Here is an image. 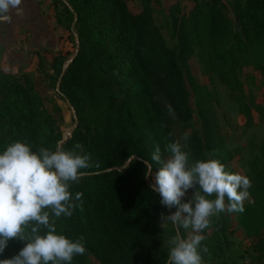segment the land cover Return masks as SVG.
<instances>
[{
    "label": "trees",
    "instance_id": "1",
    "mask_svg": "<svg viewBox=\"0 0 264 264\" xmlns=\"http://www.w3.org/2000/svg\"><path fill=\"white\" fill-rule=\"evenodd\" d=\"M48 1L55 24L69 33L75 49L70 62L61 54L54 56L52 74L47 75L75 115V127L63 147L79 144L77 151L90 156V166L81 170L79 183L70 189L82 193V207L57 223L58 232L84 238L87 251L74 257L72 264H88L90 256L100 264H168L169 246L157 216L169 209L152 191L145 161L154 172L155 146L167 158L165 145L176 141L172 123L193 118L186 85L190 58H198L235 98L241 95L237 77L241 67L264 77V0L231 1L239 30L233 29L221 0H194L183 13L176 6L170 14L173 48L166 46L154 25L149 0H142L138 13L130 10L127 0ZM36 57L37 69L44 72V55ZM202 93L195 89L202 130L188 139L190 162L209 156L224 165L204 110L207 94ZM241 109L247 117L246 108ZM61 118L57 105L42 99L26 75L0 70V146L19 139L34 148L54 150L62 141L57 126ZM129 156L135 159L123 168ZM251 166L253 201L243 204L237 219L252 242L256 260L264 264V143ZM224 230L219 223L202 246L221 252L219 237ZM25 243L11 239L0 259L11 258Z\"/></svg>",
    "mask_w": 264,
    "mask_h": 264
},
{
    "label": "clouds",
    "instance_id": "2",
    "mask_svg": "<svg viewBox=\"0 0 264 264\" xmlns=\"http://www.w3.org/2000/svg\"><path fill=\"white\" fill-rule=\"evenodd\" d=\"M23 3L0 0V25L11 23L13 13L23 15ZM80 147L65 149L63 141H57L54 150L34 148L19 139L0 146V254L13 238L26 242L0 264H72L74 257L86 253L83 237L71 239L57 230L58 221L82 207V193L70 191L73 183H79L81 170L90 166V156L77 151ZM185 149L179 141L167 143L168 156L163 158L160 146H155L151 161L157 167L150 187L164 208H175L171 214H161V225L176 229L169 240L168 264H203L202 253L207 252L203 233L210 218L243 213L251 185L246 176L227 171L218 159L190 162ZM134 159L129 156L126 166ZM145 166L151 175L152 164L145 161ZM189 189L194 192L185 201Z\"/></svg>",
    "mask_w": 264,
    "mask_h": 264
},
{
    "label": "rangeland",
    "instance_id": "3",
    "mask_svg": "<svg viewBox=\"0 0 264 264\" xmlns=\"http://www.w3.org/2000/svg\"><path fill=\"white\" fill-rule=\"evenodd\" d=\"M72 1L63 0L68 4ZM221 1L226 7L225 13L231 21L233 29L239 30L230 8L232 0ZM193 2L194 0H149L153 23L159 29L168 48H173L176 44L170 18L171 12L176 10V6L179 7L180 12H187L192 8ZM127 3L133 13H138L143 9L142 0H127ZM59 10H61V6ZM56 32L57 45L43 46L38 44L35 38H32L28 33L13 31L9 26L2 32L0 30V70L5 74L18 77L26 75L33 82L36 93L42 99L52 100L57 105L62 114L61 120H57V126L63 141V139L68 140L71 137L75 127V115L72 108L58 97V87L52 85L47 75L52 74L51 62L54 56L61 54L70 62L71 54L75 49L71 36L64 28L57 26ZM36 53L44 55V72L37 69ZM188 65L189 74L186 75V85L190 94L189 102L193 110V118L189 122L175 121L172 123L174 138L181 145H186L185 150L190 153L189 137L202 130L196 108L195 89L202 90V94H207L204 110L216 137V143L219 145L216 151L225 158L224 166L227 171L242 174L249 179L251 186L247 189L248 196L244 199L243 204H251L253 201L251 189L254 180L251 165L258 161L259 147L264 143V77L250 67H241L237 72L238 80L241 83V95L235 98L230 89L220 82L216 74L204 68L198 58H190ZM241 106H244L248 111L247 117H245ZM208 158L210 157L208 156ZM126 167L123 166V168ZM155 171L151 175H147L150 184L154 180ZM193 192V189H189L183 199L187 201ZM174 211L172 209L161 211L157 216V221L165 232V244L169 247L171 233L175 227L170 224L161 225V214L168 215ZM237 216V213L224 212L210 218L209 228L203 233L204 240L214 233L219 223L225 225V230L219 237L218 246L221 252L213 253L210 249L203 252V264H260L256 260V254L252 251V242L239 225ZM181 232L184 233V230L181 229ZM184 234L186 235V233ZM88 264L100 263L90 256Z\"/></svg>",
    "mask_w": 264,
    "mask_h": 264
},
{
    "label": "crops",
    "instance_id": "4",
    "mask_svg": "<svg viewBox=\"0 0 264 264\" xmlns=\"http://www.w3.org/2000/svg\"><path fill=\"white\" fill-rule=\"evenodd\" d=\"M22 7L25 9L24 14L18 16L13 13L11 23L0 25L1 32L9 26L13 31L28 33L40 45L56 46L58 43L57 25L54 21L51 2L48 0H24Z\"/></svg>",
    "mask_w": 264,
    "mask_h": 264
},
{
    "label": "water",
    "instance_id": "5",
    "mask_svg": "<svg viewBox=\"0 0 264 264\" xmlns=\"http://www.w3.org/2000/svg\"><path fill=\"white\" fill-rule=\"evenodd\" d=\"M65 141H67V139L65 138V139H63V142H65ZM125 166H126V164H125ZM127 166H128V164H127Z\"/></svg>",
    "mask_w": 264,
    "mask_h": 264
}]
</instances>
